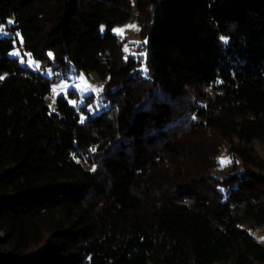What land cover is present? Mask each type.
Listing matches in <instances>:
<instances>
[{
  "label": "trees",
  "instance_id": "obj_1",
  "mask_svg": "<svg viewBox=\"0 0 264 264\" xmlns=\"http://www.w3.org/2000/svg\"><path fill=\"white\" fill-rule=\"evenodd\" d=\"M143 1L146 73L113 31L128 0H0L24 50L95 72L106 102L90 112L69 92L50 110L53 78L0 34V264L264 262L243 226L264 224V0ZM209 136L241 170L203 168Z\"/></svg>",
  "mask_w": 264,
  "mask_h": 264
},
{
  "label": "rangeland",
  "instance_id": "obj_2",
  "mask_svg": "<svg viewBox=\"0 0 264 264\" xmlns=\"http://www.w3.org/2000/svg\"><path fill=\"white\" fill-rule=\"evenodd\" d=\"M130 17L117 25L114 26L113 31L117 35L118 42L120 44L119 54L121 57L133 56L138 62V68L146 73L145 67V37L141 31V27L146 25L148 22L150 13L149 6L143 0H128ZM12 17H10L5 23L0 24V34L14 37V48L12 49V55L19 58L22 63L29 65L34 69H41L51 78H53V86L50 94L46 95L45 102L49 106L50 110H55L56 97L59 94H68L70 92L71 97L69 102L75 106L85 105L87 111L95 112L99 111L100 108L105 106L106 102L102 96L104 88V81L95 72L85 73L84 71L77 72L73 69L57 68L52 61L51 53L49 52V58L45 61H39L34 58L30 52L24 50L22 46L21 35L12 28ZM226 39V36L222 37ZM92 75V79L91 76ZM204 93L214 94L216 91L211 88L204 89ZM200 89L196 87H189L185 92V100L190 103L194 102L195 105L203 104L204 99L201 98ZM182 101V100H181ZM189 119L192 121H199L195 111L189 112ZM84 117V114H81ZM210 135V134H208ZM186 137L191 134H185ZM209 142L211 143L212 154L210 155L209 162H206L208 171L218 177H223L232 171H239L242 169L241 161L231 155L228 152V143L221 140L215 139L209 136ZM253 147L256 153L264 158V143L255 140L253 141ZM93 159V158H92ZM91 158L83 157L81 159L83 165L88 169H93L95 163L90 161ZM243 226L253 235V237L264 244V224L254 225L250 222H244ZM3 235L0 230V237ZM8 247L3 245L0 246V252L7 251ZM34 249L31 248V250ZM150 264V263H148ZM220 264H231L230 262H224ZM256 264H264L256 263Z\"/></svg>",
  "mask_w": 264,
  "mask_h": 264
},
{
  "label": "built area",
  "instance_id": "obj_3",
  "mask_svg": "<svg viewBox=\"0 0 264 264\" xmlns=\"http://www.w3.org/2000/svg\"><path fill=\"white\" fill-rule=\"evenodd\" d=\"M90 76H91V79H92L93 77H92V75H91V74H90Z\"/></svg>",
  "mask_w": 264,
  "mask_h": 264
}]
</instances>
